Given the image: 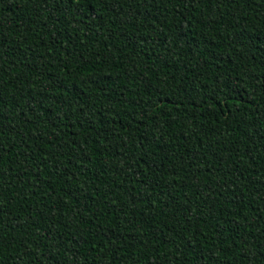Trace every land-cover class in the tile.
Returning <instances> with one entry per match:
<instances>
[{
  "label": "trees",
  "instance_id": "obj_1",
  "mask_svg": "<svg viewBox=\"0 0 264 264\" xmlns=\"http://www.w3.org/2000/svg\"><path fill=\"white\" fill-rule=\"evenodd\" d=\"M0 264H264V0H0Z\"/></svg>",
  "mask_w": 264,
  "mask_h": 264
}]
</instances>
